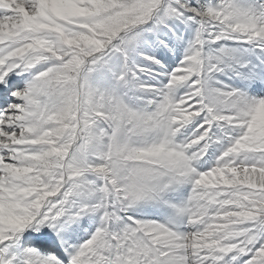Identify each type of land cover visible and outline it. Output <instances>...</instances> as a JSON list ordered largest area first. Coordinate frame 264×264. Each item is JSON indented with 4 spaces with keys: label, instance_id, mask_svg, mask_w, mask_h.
<instances>
[{
    "label": "snow or ice",
    "instance_id": "snow-or-ice-1",
    "mask_svg": "<svg viewBox=\"0 0 264 264\" xmlns=\"http://www.w3.org/2000/svg\"><path fill=\"white\" fill-rule=\"evenodd\" d=\"M0 264H264V0H0Z\"/></svg>",
    "mask_w": 264,
    "mask_h": 264
}]
</instances>
